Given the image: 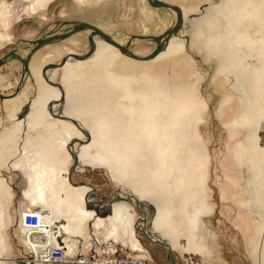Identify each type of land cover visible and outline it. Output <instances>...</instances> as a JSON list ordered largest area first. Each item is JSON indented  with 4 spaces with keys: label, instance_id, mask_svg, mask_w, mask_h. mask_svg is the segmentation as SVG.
<instances>
[{
    "label": "bare ground",
    "instance_id": "bare-ground-1",
    "mask_svg": "<svg viewBox=\"0 0 264 264\" xmlns=\"http://www.w3.org/2000/svg\"><path fill=\"white\" fill-rule=\"evenodd\" d=\"M31 1L36 10L45 8L52 0ZM163 1L174 4L170 0ZM141 3L146 7H154L148 0H141ZM156 8L165 12L161 20L163 27L160 32L151 35L145 27L142 36L151 37H128L122 33L124 38L120 36L121 33L109 34L114 41L127 46V52H122L102 34L95 33L93 27L88 26L68 37L43 44L33 56L49 44L69 41L78 34H84L88 38L89 49L86 54L69 50L61 57L64 50L57 48L46 57L44 62L48 63L39 74L32 72L29 65L32 64L30 62L33 56L30 61L25 62L32 48L42 38L68 33L80 25L67 24L35 42L19 46L14 50L15 55L8 57L0 67L3 68L13 59L24 64L23 79L18 91L14 94H0L3 109L19 105L14 112L17 117L15 124L0 137V167L8 166L11 171L20 173L25 179L28 188L25 212L32 210L42 213L44 219L41 224L45 225L42 230L58 238V248L64 247L71 251L83 241L93 243L97 239L102 246L121 242L123 247L131 246L138 252L143 249L137 238L138 232L148 238L144 231L146 229L150 240L156 241L165 249L166 264L177 262L174 253L207 257V240L212 232L205 221L211 217V209L197 200L199 197L196 196V191L188 196L187 192H183L185 187L183 189L177 184L175 189L171 186L172 189L168 183L159 197L150 194L162 186L163 178L171 174L169 165L175 163L171 155L172 145H169L168 139L169 142L173 141L172 137L182 143L186 141L182 134L186 131L184 116H179V112L168 113L164 118L165 125L157 128L154 122L157 117L155 109L149 107L147 100L141 98L134 103L127 92L129 80L115 74L112 65L121 55L124 59L140 63H154L160 59L168 62L180 57L185 50L191 51L190 45L196 41L195 37L200 31L204 35L209 32L211 35L216 32L221 35L224 26L225 32L230 33L232 29H244L251 25L252 30L249 32H255L251 35L253 45L244 36L234 38L232 43L243 49L249 59L251 57L247 51L252 47L257 50L256 62L259 63L260 77L264 80V0H207L197 13H186L180 7L183 13L182 24L168 37L159 40L158 36L175 26L178 10L172 7H154ZM0 11V23L5 25L7 13L4 14L3 9ZM228 15H231L230 22L227 20ZM199 17L201 20L198 23ZM212 21L214 23L211 26ZM90 36H93L92 42L89 40ZM4 39L3 34L0 35V46ZM128 39L130 41L127 43ZM140 40H151L154 43L153 50L161 42V51L148 60L132 58L130 53H138L129 48L130 44ZM217 46L212 44L211 48L218 51ZM230 56L235 61L240 59V55L235 52ZM55 72H59L58 83L54 79ZM74 81H79L80 86L71 92L70 85ZM2 82L0 78V90L4 86ZM78 98L84 102L82 113L73 108ZM25 99H30L27 105H23ZM70 118L78 121L79 126ZM256 121L254 119L252 124L256 123L257 130L264 133V118ZM136 124H139V131L134 129ZM80 128L85 129L90 138ZM258 135L252 150L263 163V168L255 167L257 177L263 181L264 135ZM94 152L99 154L100 160L95 158ZM76 160L78 165L74 168ZM91 163L104 167L115 180L125 183L119 193L97 204L91 200L94 197V187L88 183H76L72 179V174L80 165L89 166ZM147 176H150V181ZM6 187L7 181L0 170V264H13V260L6 257L3 235L9 225L4 207ZM123 190H128L129 193L126 195ZM254 190L264 194V186L260 182L254 185ZM263 194H258L262 201ZM164 202L165 208L162 204ZM148 206L154 209L151 215L147 211ZM106 209L109 211L101 212ZM134 209L141 213L139 218ZM149 221L151 230L147 228ZM18 229L23 235L25 247L28 230L23 225V216L18 222ZM77 250L80 251L78 248ZM188 260L191 264H197L191 257Z\"/></svg>",
    "mask_w": 264,
    "mask_h": 264
},
{
    "label": "rangeland",
    "instance_id": "rangeland-1",
    "mask_svg": "<svg viewBox=\"0 0 264 264\" xmlns=\"http://www.w3.org/2000/svg\"><path fill=\"white\" fill-rule=\"evenodd\" d=\"M170 1L182 7L186 13H197L207 2ZM0 4V9L4 10V14L7 13L6 26L0 23V35L5 37L0 46V57L67 24L88 22L98 25L107 34L121 33L122 37L142 36L146 27L151 35L161 31V20L165 15L159 8L154 9L149 5L146 7L141 0H52L45 8L36 10L31 0H0ZM230 17L228 15V22ZM200 20L201 17L198 18V23ZM213 23L214 21L210 23L211 26ZM250 29L251 25L234 31L229 28L228 33L224 26L221 35L218 32L204 35L200 31L195 37L196 41L190 45L191 51L185 50L179 58L168 62L160 59L154 63H140L124 59L121 55L112 65L115 74L129 80L127 92L134 103L141 98L155 109L157 117L154 122L157 128L165 125L164 118L168 113L179 112V116H184L186 131L182 134L185 136V143L175 137H172V142L168 139L176 164L169 165L171 174L163 178L164 182L156 192L151 191L150 194L159 197L168 183L169 187H185L183 192H187L188 196L196 191V196L199 197L197 200L211 209V217L205 223L212 233L207 240V257L174 253L177 261L175 264H191L188 260L190 257L197 264H264V197L262 201L258 194L263 193L254 190L257 182L264 186V180L260 181L255 169L263 168V163L252 150L258 133V136L264 135L261 134L263 131L257 130L256 123L252 124L254 119L259 121L264 118V80L260 77L259 63L256 62L257 50L252 47L247 51L251 57L249 59L243 49L232 43L234 38L244 36L253 45L251 35L255 32L250 33ZM150 35L144 37H151ZM122 37L120 38L123 40ZM87 40L86 35L78 34L69 41L49 44L33 56L30 62L32 64L29 65L32 72L39 74L48 63L44 62L46 57L57 48L65 51L61 57L69 50L86 54L89 49ZM129 41L130 39L127 43ZM150 41L133 42L129 48L141 56L148 55L154 48V43ZM212 44H219L218 51L211 48ZM20 52L18 55L22 56ZM232 52L240 55V59L235 61L230 56ZM21 63L13 59L0 69L4 85L0 94H14L18 91L24 72V64ZM54 79L58 83L59 72L54 73ZM78 86L79 81L72 82L70 91L73 92ZM29 91L31 92L30 89ZM1 99L0 97V137L15 124L17 117L14 112L19 108L17 104L3 109ZM78 99L74 101L73 108L82 113L84 102L81 98ZM28 101L30 99H25L23 105H27ZM138 128L139 124H136L134 129L139 131ZM93 155L96 159H101L96 152ZM0 170L7 181L4 207L9 225L7 231L3 232L6 257L13 260V264H19L18 261L29 256L24 247L23 235L18 229V222L27 207L28 188L20 173L11 171L8 166H1ZM147 178L151 180L150 176ZM72 179L76 183H88L94 187V197L91 200L95 204L106 201L125 186V183L117 178L115 180L111 172L96 163L80 165L72 174ZM123 192L126 195L129 193L128 190ZM162 204L165 208V202ZM146 208L150 215L153 214V207ZM107 211L109 209L101 212ZM140 214L136 210L138 218ZM147 228L151 230V221L147 223ZM137 238L143 248L138 252L131 246L123 247L121 242L102 246L97 239L93 243L83 241L77 245L76 250H115L117 256L166 264L167 253L163 247L140 232Z\"/></svg>",
    "mask_w": 264,
    "mask_h": 264
},
{
    "label": "built area",
    "instance_id": "built-area-1",
    "mask_svg": "<svg viewBox=\"0 0 264 264\" xmlns=\"http://www.w3.org/2000/svg\"><path fill=\"white\" fill-rule=\"evenodd\" d=\"M44 216L39 211L28 210L23 215V225L28 230L25 247L29 256L23 259L24 264H157L130 256L115 255V250L89 248L88 251L58 248L55 235L44 232Z\"/></svg>",
    "mask_w": 264,
    "mask_h": 264
},
{
    "label": "water",
    "instance_id": "water-1",
    "mask_svg": "<svg viewBox=\"0 0 264 264\" xmlns=\"http://www.w3.org/2000/svg\"><path fill=\"white\" fill-rule=\"evenodd\" d=\"M148 2L150 3V5L154 6V7H172V8H175L178 10V16H177V21H176V24L175 26L169 30L168 32H165L163 35L161 36H158L157 39H162L164 37H168L169 34H171L172 32L178 30V28L180 27V25L182 24V20H183V13H182V9L180 8V6L178 5H174V4H171L169 2H165L163 0H148ZM88 26H91L94 28L95 30V33H99V34H102L104 36V38L111 42L112 44H114L115 46H117L122 52H127V46H124L122 44H119L117 43L116 41H114L112 39V37L107 34L106 32H104L103 30H101L100 28H98L97 26L93 25V24H90L88 22H83L81 23L79 26H77L76 28H74L73 30H71L70 32L68 33H65V34H57V35H53V36H48V37H45V38H42L40 40H38V42L36 43V45L32 48V50L30 51L29 55L27 56L25 62H28L30 61L31 57L33 56V54L45 43H48L54 39H58V38H65V37H68L74 33H76L77 31H80L82 29H84L85 27H88ZM134 37H139V38H143L144 36H141V35H135ZM89 40L90 42L93 41V36H90L89 37ZM161 48H162V45H161V42L160 44L153 50V52H151L150 54L148 55H144V56H141V55H138V54H131L130 53V56L134 59H137V60H148V59H152L153 57H155L156 55H158V53L161 51ZM12 55H15V52L14 50H10L8 51L6 54H4L2 57H0V67L4 64V62L6 61V59ZM19 58V56H17ZM71 119V118H70ZM72 122H74L76 125L79 126V123L78 121L74 120V119H71ZM82 130V132L84 134H86L87 138H90V134L83 128H80ZM75 156V155H74ZM78 165V161L76 160L75 164H74V168ZM132 197V196H131ZM135 199V198H134ZM136 200V199H135ZM143 214V213H142ZM144 231L146 232L145 235L149 238L150 236L147 234V231L146 229H144ZM62 241V240H61ZM153 241V240H152ZM156 243V241H153ZM165 244V243H164ZM166 245V244H165ZM168 246V245H167ZM169 248V246H168ZM168 251H170L169 253L171 254V249H169ZM19 264H24L23 260L19 261Z\"/></svg>",
    "mask_w": 264,
    "mask_h": 264
}]
</instances>
